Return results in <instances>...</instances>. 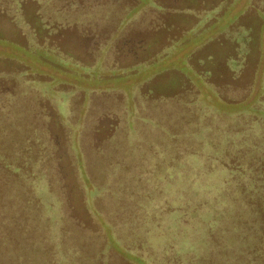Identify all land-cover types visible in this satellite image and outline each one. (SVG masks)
Wrapping results in <instances>:
<instances>
[{"label":"rangeland","instance_id":"rangeland-1","mask_svg":"<svg viewBox=\"0 0 264 264\" xmlns=\"http://www.w3.org/2000/svg\"><path fill=\"white\" fill-rule=\"evenodd\" d=\"M54 2L0 0V264H264L201 232L264 219V0Z\"/></svg>","mask_w":264,"mask_h":264},{"label":"trees","instance_id":"trees-1","mask_svg":"<svg viewBox=\"0 0 264 264\" xmlns=\"http://www.w3.org/2000/svg\"><path fill=\"white\" fill-rule=\"evenodd\" d=\"M52 4H55V2H54V0H48V3H46V7L45 8H48V7H51L52 6ZM48 5V6H47ZM55 6H56V4H55ZM58 9H60V10H56L55 9V15L54 16H52L53 18H55L57 21H59V20H61L60 18H59V15H58V13H59V11H62V10H66L68 7L66 6V5H59L58 7H57ZM71 8V7H70ZM70 8H68V9H70ZM68 19H69V17H67ZM0 104H1V102H0ZM263 150V149H262ZM1 161V160H0ZM262 161H264V159H262ZM6 165L7 166H9L7 163H6ZM18 169H20V167H16V170L18 171ZM2 173H1V171H0V190H1V188L3 189L4 188V185H5V181H6V179L5 178H3L2 176ZM211 176H214V175H211ZM214 177H216V176H214ZM217 177H219V176H217ZM216 177V178H217ZM213 178V177H212ZM186 178H184V180H185ZM183 180V179H182ZM263 181L264 180H262L261 181V183L263 184ZM183 182V181H182ZM216 185H218L219 186V184H218V182H217V184H216V179H215V184L213 185L216 189H217V186ZM185 189H188V188H185ZM263 189H264V184H263ZM188 190H190V189H188ZM182 192H184V193H188V191H182ZM218 192H221V191H218V189H217V193ZM195 194H196V192H194ZM189 195H190V193H188ZM131 200H133V198H130ZM213 200H215V199H210L209 201L210 202H212ZM4 200L2 199V193L0 192V203H2ZM30 202V201H29ZM218 207H217V209H219L220 210V217L222 218V215H227V214H229L230 212L229 211H225V205H217ZM232 206V208H233V211L234 212H232L231 214L232 215H230L232 218H233V221H231L230 223L229 222H226V223H224V222H222L221 220L218 222V223H216V224H214L215 226L213 227V228H207V230H202L201 232H202V234L203 235H205L206 237H207V234L208 235H210L211 237H213L214 236V234H220V235H224V234H221V233H225V232H227V229H229V226H230V228H233V227H235V226H233V224H237V226H240L241 225V230L239 231V237L241 236V232L243 231V233L244 234H242V236L239 238V240L238 241H240L241 243L238 245L236 242L234 243V246L236 247V246H239V248H242L243 249V251H242V253H245L246 251L245 250H248L249 252H251V253H253V251H255V241H256V238H261V237H263L264 238V222H263V218L261 217V215H260V213H259V210L258 209H256V208H251V207H247V206H250V205H247L246 207H245V205L243 206L242 205V207H243V209H244V211H245V213H244V215H243V217L244 218H246V220L244 219V218H242L241 217V214L239 215V213H238V209L239 208H241V205H231ZM240 206V207H239ZM256 209V211H255V216H254V210ZM184 214V217H183V219H185V218H187V214H190V213H183ZM124 215V214H123ZM249 215H251V218H252V220H250L249 218H248V216ZM125 216V218L128 220V219H130V218H132V216L131 215H124ZM254 216V217H253ZM20 219L21 220H17V218H13L12 219V225H14L15 223H16V220L17 221H21L22 223L24 222V216H22V215H20ZM244 219V220H243ZM241 220H243V221H241ZM27 222H30V218L27 220ZM32 223H33V221H31ZM132 222H134V220L132 221ZM192 223V222H191ZM123 224V223H122ZM220 224H221V226H220ZM58 226H59V224H57ZM211 225V224H210ZM57 226V227H58ZM130 225L128 224V226L127 227H129ZM13 227H16L17 229L13 232L14 233V235H16L17 236V238L19 237H21L22 236V238H21V240H20V245H21V247L22 246H30V244H29V240L26 238V237H24V236H26V234H28L29 233V231L32 229L31 228V226H29V225H27V226H24L23 225V227H22V225H15V226H13ZM177 227L178 228H181V225L180 224H175L174 226H173V228H174V231H177ZM189 227H191L190 225H185L184 226V228H183V226H182V228H183V230L185 231L187 228H189ZM57 229V228H56ZM2 231V229H0V232ZM193 232L195 233V230H193ZM209 232V233H208ZM247 233H250V240H245L244 238H243V235H246ZM54 234H55V236L56 237H59L58 235H60L59 233H58V229L57 230H55V232H54ZM169 234H174L172 231L169 233ZM234 234H237V233H234ZM24 235V236H23ZM7 236H9V235H7V233L5 232V234L3 233L2 234V236H1V234H0V240H3L4 238H6ZM223 237V236H222ZM59 239V238H58ZM56 240V244H57V247H58V242H59V240ZM5 241H4V243L6 244L7 243V241H10V245H11V247H14L15 248V244H17V240L16 239H9V240H6V239H4ZM166 240H168L167 238H166ZM165 240V241H166ZM204 241L205 240H203L201 243H204ZM39 242V241H38ZM193 243V240L190 238V237H188V239H187V242H186V245H185V248L184 249H182L181 251L183 252V253H185V254H187V255H189V254H191V253H196V251L198 250L197 249V243L196 244H194ZM153 245H154V248H158L159 246H161V249H159L160 251H163V248L164 247H170V245H168V244H165L164 245V243L162 244V242H158V241H153ZM241 245V246H240ZM194 246H195V249H194ZM163 247V248H162ZM218 247H219V245H217V247H215L214 249L216 250V249H218ZM173 249V247H171V250ZM175 250H176V248H174ZM22 250V255H23V258L25 257V256H30V254L28 253L29 252V248H27V247H23V249H21ZM177 251V250H176ZM247 253V252H246ZM197 256V255H196ZM244 256V255H243ZM245 257V256H244ZM12 258V257H11ZM238 258H240L241 259V256L240 257H238ZM64 259H65V262L67 261V256L64 254ZM240 259H236L237 261L238 260H240ZM7 260V259H6ZM50 257L48 256V258H43V256H42V261L39 263V264H49L50 263ZM10 262H12V261H10ZM30 262H33L32 260H30ZM238 262H240V261H238ZM60 263V262H59ZM9 264H11V263H9ZM51 264V263H50ZM237 264V263H236ZM262 264V263H261Z\"/></svg>","mask_w":264,"mask_h":264}]
</instances>
